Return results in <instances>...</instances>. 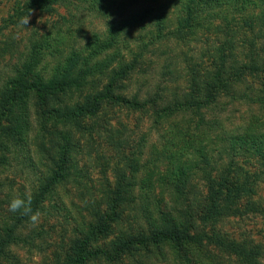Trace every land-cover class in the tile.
Here are the masks:
<instances>
[{
	"label": "trees",
	"instance_id": "obj_1",
	"mask_svg": "<svg viewBox=\"0 0 264 264\" xmlns=\"http://www.w3.org/2000/svg\"><path fill=\"white\" fill-rule=\"evenodd\" d=\"M177 1L180 9L174 29L168 27V15L163 11L153 17L155 26L149 30L142 25L144 16L139 18V37L150 36V46L165 37L186 39L187 33H215L219 35L213 53L216 59L208 65L202 61L193 66L192 62L188 64L187 91L180 96L176 97L179 89L164 90V96L155 93L144 103L139 100L134 103L136 108L147 106L146 109H151L157 128L164 130L161 134L165 139L168 137L169 142L152 160L153 167L151 159L141 161L146 141V137H142L137 144L139 151L131 153L133 158L127 157V169L116 170L114 188L104 191L108 194L106 203H96L89 211L90 221L86 225L90 232L83 238H76L73 247L64 251L69 264H89L98 259L108 264H264L262 240H238L231 233L217 229L226 221L250 213L264 216V195H257L255 191L264 183V59L256 53L257 39L264 40V0ZM78 3L97 6L99 10L110 6L109 0H78ZM70 4L74 5V0H16L14 13L7 20L10 24L18 23L20 18L35 10L51 13ZM237 23L251 32L250 40H242L243 47L235 41ZM120 26L111 25L112 35L100 44L103 49H118L125 59L120 50L121 35L118 36L125 30ZM143 45L131 64L124 65L121 59L113 79H124L134 64L133 69H136L140 57L144 60L148 45ZM238 48L242 49L241 53ZM40 54L34 50L22 58V62L15 65V72L2 84L0 153L32 140V113L30 108L24 107L25 97L33 95L42 108L46 107L47 98L62 94L70 87L86 90L93 82L90 77L99 70V66H89L90 56L73 55L54 65L51 78L46 79L41 73L49 67L48 62L40 73L36 72ZM104 66L109 67L110 63ZM96 88L87 97L90 103L79 104L62 113L57 109L43 111L48 118L65 119L63 124L67 127L58 133L60 158L53 184L69 177L70 154L77 148L75 134L78 133L72 131L76 121L82 116L97 114L105 101L131 102L127 97L114 94L113 82L103 91ZM231 100L243 101L242 105L248 107V116L242 115L237 122L230 111L224 115ZM247 153L255 154L258 160L259 170L253 179H243L245 171L240 161ZM166 162L169 169L162 175V165ZM159 169L161 183L148 182V176L154 179V170ZM129 178L131 182H127ZM160 194L168 197L160 199ZM128 196L139 216L134 214L120 227L121 207ZM43 205L42 202L31 203L33 213L39 212ZM5 206L6 201L0 199V260L6 258V248L15 244L22 230L30 224L29 217L20 211L19 217L6 227ZM116 227L122 230L121 235L110 246L92 249L96 240L109 236ZM160 246L175 248L171 254H166L164 249L153 253V249ZM183 247L185 251L181 252ZM139 250L147 251L149 257L124 262L127 257H133L131 252Z\"/></svg>",
	"mask_w": 264,
	"mask_h": 264
},
{
	"label": "rangeland",
	"instance_id": "obj_2",
	"mask_svg": "<svg viewBox=\"0 0 264 264\" xmlns=\"http://www.w3.org/2000/svg\"><path fill=\"white\" fill-rule=\"evenodd\" d=\"M15 1L0 0V89L5 79L15 72V65L20 64L22 58L34 50L41 53L37 74L43 70L45 62L49 63V67L41 73L46 79L51 78L54 65L60 60L72 58L73 55L90 56L89 66H99V70L90 77L93 82L86 90L79 91L70 87L62 94L47 98L46 107L42 108L39 99L33 95L25 97L24 107L30 108L32 113V140L28 144L26 140L6 150V153H0V183L3 185L0 186V199L6 201V218L4 213L1 214L6 220V227H10L13 219L20 215V211L9 210V203L13 198L31 197V203H44L39 211L41 215L38 226L30 223L29 227H25L16 243L6 248V258L1 259L0 264H69L64 251L73 247L76 238H83L90 232L86 225L90 221L89 211L94 204L108 198L104 191L114 188L117 182L116 170L123 172L127 169V157L133 158L131 153L139 151L137 144L142 137H146V141L141 161L149 158L153 167L155 165L152 160L158 157V152L169 142L168 137L165 139L161 134L164 130L157 128L151 109H146L147 106L136 108L134 103L137 100L144 103L146 98L155 93L164 96V90L168 92L179 89L176 97L187 91L188 64L192 62L193 66L194 63L202 61L208 65L211 60H215L213 53L217 48L219 35H193L186 34V31L182 33L186 34V39L182 36L165 37L149 46L150 36L143 34L144 37H139V18L144 16L145 22L142 25L149 30L155 26L153 17L166 11L168 27L174 29L180 9V2L177 0H109L110 6L101 10L97 6L79 4L78 0H74V5L60 6L51 13L40 9L33 11L26 27L19 23L20 20L11 24L7 20L14 13ZM117 24H121L120 27L125 30L118 34L121 35L120 50L123 51L125 59L117 52L118 49H103L100 44L112 35L110 26ZM241 24L235 25L238 29L235 41L239 45H242L243 39H251V32ZM257 41L259 45L256 53H260L264 59V40ZM143 44L148 45L144 60L141 61L140 57L136 69H133L134 64L124 79H113V72L119 68L120 62L123 60L124 65L131 64L141 46H145ZM241 50L238 48L237 51L241 53ZM118 56L119 58H114ZM109 63V67L104 66ZM111 82L114 94L127 97L130 104L105 101L97 114L85 115L76 121L72 131L76 130L78 133L75 134L77 148L70 154V170L67 172L69 177L53 184L52 179L58 172L55 168L60 158L61 138L58 133L65 131L67 127L63 124L65 119L48 118L43 111L57 109L62 113L79 104L90 103L87 100L89 94L96 87V90L103 91ZM242 102L231 100L224 115L230 111V116L237 122L242 115L247 117L248 107L242 105ZM240 164L245 171L243 179H253L259 170L258 160L253 153H247ZM167 168L169 166L166 162L162 165V175ZM154 174V179L148 176L147 181L160 184V169L154 170ZM127 182H131L130 178ZM195 182L203 187L202 183ZM255 191L257 195H264V183ZM167 197L166 194L158 196L160 199ZM132 203L128 196L121 207L120 227L129 221L127 219H132L134 214L139 216ZM118 227L109 236L104 235L96 240L92 249L110 246L121 235L122 230L118 231ZM217 229L231 233L238 240L256 239L264 242V216L250 213L226 221ZM174 248L160 246L158 249L154 248L153 253L164 249L166 254H171ZM180 251H185L184 247ZM146 252H131L133 257H127L124 262L146 260L149 257ZM89 264L108 263L98 259Z\"/></svg>",
	"mask_w": 264,
	"mask_h": 264
},
{
	"label": "clouds",
	"instance_id": "obj_3",
	"mask_svg": "<svg viewBox=\"0 0 264 264\" xmlns=\"http://www.w3.org/2000/svg\"><path fill=\"white\" fill-rule=\"evenodd\" d=\"M30 20V14L27 13L24 17H22L19 21V23L26 27L28 25ZM9 210L12 212L21 211L23 215L29 217V221L33 226H38L40 223V212L33 213V210L31 208V197H28L27 199H23L20 197H15L11 200L9 203Z\"/></svg>",
	"mask_w": 264,
	"mask_h": 264
}]
</instances>
